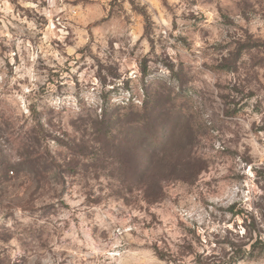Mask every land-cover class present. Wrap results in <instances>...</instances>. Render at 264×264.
Instances as JSON below:
<instances>
[{"label":"rangeland","instance_id":"rangeland-1","mask_svg":"<svg viewBox=\"0 0 264 264\" xmlns=\"http://www.w3.org/2000/svg\"><path fill=\"white\" fill-rule=\"evenodd\" d=\"M155 92L185 173L66 149ZM0 264H264V0H0Z\"/></svg>","mask_w":264,"mask_h":264},{"label":"trees","instance_id":"trees-1","mask_svg":"<svg viewBox=\"0 0 264 264\" xmlns=\"http://www.w3.org/2000/svg\"><path fill=\"white\" fill-rule=\"evenodd\" d=\"M161 101V94L155 92L153 95L147 94L139 110L132 105L117 108L109 113L103 110L91 127L90 141H87L98 147L100 144L103 146L93 149L89 147V144L83 143V148L75 147L74 149L67 145L66 149L83 157V161L88 160L91 163L101 162V159H109L113 155L119 156L127 152L137 157L143 152L148 156L147 161L151 172L160 168L170 174L185 173L191 162L177 160L173 157L174 152L172 151L173 142L176 141L178 135L177 131L181 127V112L167 111ZM38 127L41 128L39 123L35 124L32 129L34 140L32 138L31 142H35V134L39 137L35 131ZM25 143L26 141H23V144L27 146ZM104 143L110 144V149L109 146L104 147ZM35 154L36 157L40 156L38 152ZM134 159L137 160V158ZM21 161H24L23 157ZM9 169L8 167L3 168L4 176L8 179L10 178ZM122 169L121 165L118 170L121 172ZM160 181L155 180L153 183L152 192L146 197L148 203L158 201L157 197L161 193Z\"/></svg>","mask_w":264,"mask_h":264}]
</instances>
